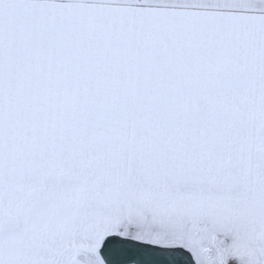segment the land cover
Listing matches in <instances>:
<instances>
[{"label":"snow or ice","instance_id":"1","mask_svg":"<svg viewBox=\"0 0 264 264\" xmlns=\"http://www.w3.org/2000/svg\"><path fill=\"white\" fill-rule=\"evenodd\" d=\"M0 264H264V0H0Z\"/></svg>","mask_w":264,"mask_h":264}]
</instances>
